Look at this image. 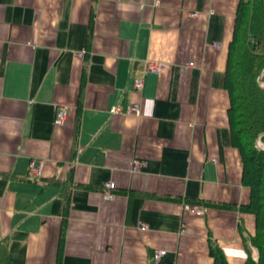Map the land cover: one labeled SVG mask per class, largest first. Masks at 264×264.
I'll return each mask as SVG.
<instances>
[{"label":"crops","instance_id":"obj_1","mask_svg":"<svg viewBox=\"0 0 264 264\" xmlns=\"http://www.w3.org/2000/svg\"><path fill=\"white\" fill-rule=\"evenodd\" d=\"M238 1L0 0V264L257 259L223 85Z\"/></svg>","mask_w":264,"mask_h":264},{"label":"trees","instance_id":"obj_2","mask_svg":"<svg viewBox=\"0 0 264 264\" xmlns=\"http://www.w3.org/2000/svg\"><path fill=\"white\" fill-rule=\"evenodd\" d=\"M223 85L229 96L230 142L239 153L242 183L249 189V201L239 208L255 219L254 234L244 241L256 249L257 259L248 247L245 264H264V0L238 1ZM209 254L214 264H227L213 241L209 242Z\"/></svg>","mask_w":264,"mask_h":264},{"label":"built area","instance_id":"obj_3","mask_svg":"<svg viewBox=\"0 0 264 264\" xmlns=\"http://www.w3.org/2000/svg\"><path fill=\"white\" fill-rule=\"evenodd\" d=\"M196 13H191V16H194ZM193 62H189V65H193ZM164 67V65L162 63H158V62H153V61H148L146 63V70L149 73H153V74H158L161 69ZM143 87V79L142 78H137L135 79L134 82V88L136 90H141ZM55 107V123L57 124H61L67 114V110H68V106L62 103H55L54 104ZM139 110V105L138 104H133L131 105V107L129 108V111L131 112H138ZM27 175L30 179H34V178H40L42 176V166L41 164H37L34 160H31L29 162L28 165V171H27ZM106 187L109 190H106L103 193V199L106 200H110L114 197V193L111 191V189L114 188V183L109 182L106 184ZM185 209H191L194 212L201 214L202 210L200 209V207L195 206V205H189V204H185L184 205ZM143 227L145 228L146 225H143ZM166 253L165 250L163 249H158L156 251L153 252V259L154 261H158L164 254Z\"/></svg>","mask_w":264,"mask_h":264},{"label":"water","instance_id":"obj_4","mask_svg":"<svg viewBox=\"0 0 264 264\" xmlns=\"http://www.w3.org/2000/svg\"><path fill=\"white\" fill-rule=\"evenodd\" d=\"M258 146L260 145V140L257 141Z\"/></svg>","mask_w":264,"mask_h":264}]
</instances>
